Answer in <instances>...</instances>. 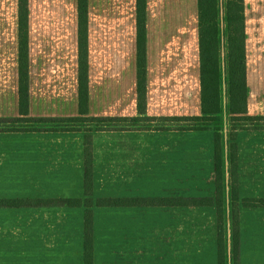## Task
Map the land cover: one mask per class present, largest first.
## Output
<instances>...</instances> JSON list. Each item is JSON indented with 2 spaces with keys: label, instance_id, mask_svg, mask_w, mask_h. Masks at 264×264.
Wrapping results in <instances>:
<instances>
[{
  "label": "crops",
  "instance_id": "crops-1",
  "mask_svg": "<svg viewBox=\"0 0 264 264\" xmlns=\"http://www.w3.org/2000/svg\"><path fill=\"white\" fill-rule=\"evenodd\" d=\"M198 1L146 0V96L140 110L138 0H88V116L170 121L202 114ZM19 2L0 0V118L20 117ZM245 17L248 112L264 116V0H245ZM28 34L30 117L80 116L79 0H29ZM162 69L170 73V90L176 92L175 82L180 84L168 100L155 99L152 70ZM176 69L184 72L176 76ZM124 125L88 131L95 199L172 195L179 185L188 193H205V174L216 163L213 130ZM28 130H0V200L37 201L56 193L84 198L70 197L75 189L84 190L82 163L76 178L54 183L47 177L45 133ZM236 137L247 140L237 144L239 170H249L253 180L264 177V130L239 131ZM226 145L229 181L228 134ZM176 170L181 171L177 176ZM41 176L45 185L34 183ZM28 205L0 207V264H85V203L51 209ZM91 210L94 264H174V208L94 205ZM20 219L11 226V220ZM177 231L188 234L190 229ZM198 234L201 264H217L215 241L206 239L211 230ZM258 245L264 250V238ZM178 256L181 264L194 258L185 249Z\"/></svg>",
  "mask_w": 264,
  "mask_h": 264
},
{
  "label": "rangeland",
  "instance_id": "rangeland-1",
  "mask_svg": "<svg viewBox=\"0 0 264 264\" xmlns=\"http://www.w3.org/2000/svg\"><path fill=\"white\" fill-rule=\"evenodd\" d=\"M193 13L191 23L194 24ZM181 30L188 29L185 27ZM21 35V34H20ZM192 36V35H191ZM20 38V37H19ZM36 45V43H34ZM30 53V43L28 34V55ZM20 60V58H19ZM30 59L28 56V65ZM30 68V67H29ZM156 77L155 86V99L168 100L169 96L175 92V90H170L168 88V78L169 71L167 70H152ZM184 70H175V75L182 74ZM165 75V76H164ZM180 84L178 81L175 82L176 92ZM147 99V97H146ZM120 118V117H117ZM114 122H96L93 119H84V121L79 122H65V121H51V122H38L29 123L26 121H15L12 122L8 117L0 121V130L6 131H23V130H39L37 132L45 133L46 138L44 142L47 143L48 147L44 154V158L47 162V168L49 169L52 163V170L49 172L47 169V177L52 178L54 183L58 181L65 182V179L79 175V167L82 163L83 165V179H84V190L79 192L78 189L74 190V193L70 197H84L80 198H59L58 193L47 194L46 198H42L43 202L37 203L36 205L31 204V206L43 207L51 209L55 206L59 207H80L79 205H70L63 201L66 200H78L80 202H85L87 199H92L94 205L106 206V207H124L125 205L118 204H98V200H141L145 204H127L126 206H142V207H168L174 208L172 210L173 214L177 217L175 222V227L173 230L174 237V264H181L182 259L178 256L179 253L185 249L194 258L193 260H188L187 264H201L200 254L203 249V239L198 233L200 230H206L207 232H212L209 240L215 241L216 250H213V255L217 259V264L219 260L218 244L221 230V224H227V234L229 238V252H230V264L237 262V264H264V258H261V253L263 252V245H258V242H262L264 238V205H262L261 200H264V187L261 184L264 182V177L262 174L258 175V180H253L249 178V170L242 171L239 170V165L237 161L238 157V145L244 144L245 140L241 137H236L239 131H252V130H264V119L259 120H230L227 123V134H228V160H229V181H227V168L225 171V181L222 185L224 187V198L225 211L219 209L217 201L221 196V192L218 186L217 178L218 173L215 170L206 172L207 181L205 182L206 188L202 191L205 193H188L182 187V185L176 186L175 194L168 195L164 192L163 195H140L136 198H122V197H106L95 199L94 190L91 194L86 193V168L91 160H93V146L89 140L88 131H112L121 129L119 125L125 126L124 124H129V126H137L142 129L151 130H166L168 126L174 125V129H184L187 124L191 122L190 120L183 121H167L163 118H142L137 122L126 121V120H112ZM112 123V124H111ZM180 124V125H179ZM159 128V129H158ZM35 130V131H36ZM186 130V129H184ZM29 131V130H28ZM56 132V133H51ZM69 132V133H67ZM86 132V134H85ZM119 131L115 132L118 133ZM235 132V135H234ZM56 135L55 138L52 136ZM111 141L117 140L115 138L109 139ZM49 142V143H48ZM82 142V143H81ZM51 143V144H50ZM80 145L81 149H75L76 145ZM216 153V151H215ZM53 154V155H52ZM231 154V156H230ZM52 155V157H51ZM216 161V159H215ZM69 167L71 169L64 170L63 168ZM160 171V169H158ZM181 171L176 170V176ZM146 173V172H145ZM190 175L194 172H189ZM44 178L41 176L37 178L34 183L45 185ZM193 180H191L192 182ZM47 186V185H46ZM48 189V186L46 187ZM63 189H66L63 187ZM65 195V192H64ZM18 198L5 199L6 202L0 200V207H10V208H20L24 206H29L28 204H11L9 201H17ZM33 200V199H32ZM222 201V196L221 199ZM165 204H162L163 202ZM171 202V203H169ZM264 204V203H263ZM91 206V207H92ZM86 209L88 206H85ZM192 207V208H189ZM171 217V214L169 215ZM11 226L21 224L22 220L10 221ZM181 228H189L190 232L188 234H182L177 231ZM213 230V231H212ZM206 245H211L208 242ZM258 251V252H257ZM207 256H209L210 251H205ZM215 253V254H214Z\"/></svg>",
  "mask_w": 264,
  "mask_h": 264
},
{
  "label": "trees",
  "instance_id": "trees-1",
  "mask_svg": "<svg viewBox=\"0 0 264 264\" xmlns=\"http://www.w3.org/2000/svg\"><path fill=\"white\" fill-rule=\"evenodd\" d=\"M20 117L10 121L31 123L65 121L79 122L93 119L96 122H114L112 120L138 121L139 119L90 117L89 113V66H88V0H79L80 13V116L69 118H34L29 115V65H28V21L29 0H20ZM199 35L201 61V97L202 114L196 117L168 118L172 121L190 120L183 124L186 130H213L216 142V169L221 196L217 201L219 209L225 211L224 187L226 171V134L227 123L233 120H259L261 115L248 112L249 86L246 65V17L245 0H199ZM146 0H138L139 27V106L144 109L146 96ZM85 26V27H84ZM154 119V118H152ZM167 120V118H165ZM4 118H0V121ZM112 124V123H111ZM180 125V124H179ZM36 130V129H35ZM235 135V132H234ZM229 153V148H228ZM231 156V154H230ZM86 193H92V160L86 168ZM6 202V201H4ZM11 204H33L37 201H9ZM70 205H79L78 200L63 201ZM106 204H145L141 200L97 201ZM2 204V202H0ZM85 213V264H94L92 199H87ZM164 201L162 204H165ZM171 203V202H169ZM264 205V200H261ZM218 252L219 264H230L229 238L227 224H221ZM237 264V262H233Z\"/></svg>",
  "mask_w": 264,
  "mask_h": 264
}]
</instances>
